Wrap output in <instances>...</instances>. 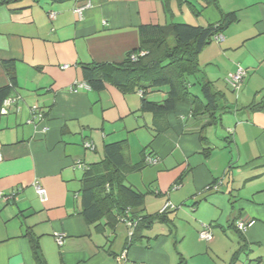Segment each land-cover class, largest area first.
Masks as SVG:
<instances>
[{"label": "crops", "instance_id": "crops-1", "mask_svg": "<svg viewBox=\"0 0 264 264\" xmlns=\"http://www.w3.org/2000/svg\"><path fill=\"white\" fill-rule=\"evenodd\" d=\"M166 1L0 0V88L11 84L3 63L14 62L12 95L21 99L0 110V264H37L29 230L47 264H231L243 245L235 264H264V111L251 108L264 101V0H172V15ZM88 3L79 20L75 8ZM169 23L224 24L223 41L202 51L193 76L225 95L218 125L190 105L153 113L143 110L139 92L80 87L82 65L121 63L140 47L141 26ZM238 67L247 75L235 92L226 78ZM167 91L152 89L146 98L161 103ZM36 105L45 121L35 128L28 121ZM112 143L140 167L126 176L144 197L131 210L136 218L168 219L134 241L123 217L88 224L82 215L85 174ZM146 152L158 164H146ZM168 202L179 209L163 212ZM248 220L256 223L243 244L231 225ZM204 225H212L211 242L199 239ZM56 234L65 235L62 246Z\"/></svg>", "mask_w": 264, "mask_h": 264}, {"label": "trees", "instance_id": "trees-1", "mask_svg": "<svg viewBox=\"0 0 264 264\" xmlns=\"http://www.w3.org/2000/svg\"><path fill=\"white\" fill-rule=\"evenodd\" d=\"M171 1L167 0L165 7L172 15ZM177 1L182 2L183 0ZM204 1L206 5L215 2V0ZM223 29L224 24L206 27L188 23L141 26L139 29L141 39L139 48L129 52L125 60L118 64L91 63L82 65L83 79L85 84L94 91H103L106 85L110 84L124 93L142 92L144 111L168 113L174 111L177 105L186 104L192 107L194 116L208 115L210 118L209 125H218L220 114L226 109L221 107L225 95L215 91L210 82L203 81L201 86L202 98L197 97L190 91L189 78L200 72L199 55L207 46L212 44L213 38L220 35ZM142 52L146 54L140 56ZM134 54L138 56L136 61L131 60V56ZM3 66L11 84L0 88V110L4 101L13 96L12 89L17 84L15 63L4 62ZM162 87H166L168 90L167 98L163 102L155 103L146 98L149 90ZM251 108L264 111V101L252 105ZM104 153L105 159L85 174L86 186L81 191V206L82 215L86 222L92 224L109 216L115 217V215L118 218L123 217L125 220L136 224L131 237L132 241L139 238L142 231L148 229L155 222L168 223L164 213L136 218V213L131 210L134 207L137 209L144 197L126 185V176L129 172L136 171L140 167L130 166L126 163L121 143L107 144ZM147 156L150 154L146 152ZM156 159L159 160L157 157ZM220 184L221 181L213 187L218 189ZM123 200H127L129 204H125ZM131 202L134 203L133 207L130 205ZM173 206L175 209L168 208L167 210L179 209V207ZM237 223L233 222L231 226L244 244V233L237 229ZM208 226L212 229V225ZM26 237L31 244L36 263L47 264L41 252L38 238L30 230L26 233ZM245 247L246 245H243L233 256L231 264L237 262L239 253Z\"/></svg>", "mask_w": 264, "mask_h": 264}, {"label": "built area", "instance_id": "built-area-1", "mask_svg": "<svg viewBox=\"0 0 264 264\" xmlns=\"http://www.w3.org/2000/svg\"><path fill=\"white\" fill-rule=\"evenodd\" d=\"M91 7V3H88L86 5H83V6H79L77 8H75L74 10V13L75 15L77 16V18L79 20H82L83 18V13L86 9L90 8ZM54 14H51V18H54ZM223 36L222 35H216L214 38H213V42H216V43H221L223 41ZM146 53L145 52H142L140 54V56H143L145 55ZM138 59V56L136 54L132 55L131 56V60L133 61H136ZM64 69H67L68 66H64L63 67ZM246 75H247V71L242 68V67H238L237 70L234 72V73H230L227 78H226V82L227 84L230 86V88L235 91V92H238L240 90V88L242 87V84L246 78ZM79 84H76L75 85V88H71V91L72 92H77V87ZM80 87H85L87 89H90L88 85L86 84H83L81 85ZM141 95H142V92H139ZM20 97L19 96H11L9 98H7L4 103H3V107L2 108H5V109H9L11 108L13 105L19 103L20 101ZM45 121V114L43 113V111L40 109L39 106H33L31 108V118L30 120L28 121L29 124H32L35 126L44 122ZM44 132H47L49 131V128L46 126L43 128ZM85 147L87 149H91L93 150L95 147L91 144V143H85ZM2 161V156H1V153H0V162ZM159 160L156 159V158H153V157H150V156H147L146 157V163L148 165H156L158 164ZM79 167L80 168H83L84 165L83 164H79ZM35 188H36V191H37V194L40 196L41 200L42 201H46L47 200V192L44 188H42L40 185L38 184H35ZM168 208H172V209H175V207L171 204V203H168L166 204V206L164 207L163 211L167 210ZM127 225L129 226V228H131V232L129 234L130 237H132L133 235V232H134V228L136 226L135 223L133 222H130L128 220H124ZM256 223L255 220H248V221H240L237 223V229L242 232V233H246L248 231L249 228H251L252 226H254ZM199 237L202 241H206V242H211L214 238L213 234H212V229L210 226L208 225H204L203 226V230L200 231L199 233ZM56 242L59 246H62L65 242V235L63 234H56Z\"/></svg>", "mask_w": 264, "mask_h": 264}, {"label": "rangeland", "instance_id": "rangeland-1", "mask_svg": "<svg viewBox=\"0 0 264 264\" xmlns=\"http://www.w3.org/2000/svg\"><path fill=\"white\" fill-rule=\"evenodd\" d=\"M190 82H193V87H192V93L195 95H199L200 91H201V87L199 85V83L196 81V79L190 78L189 79ZM200 239V237H199ZM201 240V239H200ZM205 246H207V243H204ZM200 258H205V257H200ZM244 261L243 257L241 258V263ZM206 264H214V260L211 259V262L208 260L205 262Z\"/></svg>", "mask_w": 264, "mask_h": 264}]
</instances>
